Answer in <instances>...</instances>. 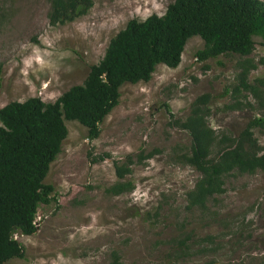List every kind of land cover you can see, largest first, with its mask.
I'll use <instances>...</instances> for the list:
<instances>
[{
	"label": "rangeland",
	"instance_id": "obj_1",
	"mask_svg": "<svg viewBox=\"0 0 264 264\" xmlns=\"http://www.w3.org/2000/svg\"><path fill=\"white\" fill-rule=\"evenodd\" d=\"M91 1L84 16L51 26L47 0H0V107L31 96L53 101L83 81L127 20L160 15L172 0ZM202 44L198 36L189 37L175 68L157 64L147 82L121 85L118 103L95 139L88 140L76 121L64 120L66 137L43 179L55 200L38 205L35 233L12 234L23 257L4 264H106L110 251L125 264H264V171L232 172L206 210L185 208V192L198 173L179 161L189 137L173 120L184 119L203 93L211 96L206 121L217 133L235 135L259 114L245 92L237 100L249 106L224 108L234 101L223 91L235 84L240 58L197 62L194 52ZM249 56L253 62L264 59L259 38ZM263 75L264 64H257L247 81ZM253 135L264 146V127ZM152 150L157 152L150 158L129 166L123 179L132 183L129 192L107 191L116 181L114 161L128 154L135 161L139 152ZM207 235L211 241L202 239ZM183 237L184 250L170 254L173 241Z\"/></svg>",
	"mask_w": 264,
	"mask_h": 264
},
{
	"label": "trees",
	"instance_id": "obj_2",
	"mask_svg": "<svg viewBox=\"0 0 264 264\" xmlns=\"http://www.w3.org/2000/svg\"><path fill=\"white\" fill-rule=\"evenodd\" d=\"M47 2L46 18L51 26L84 16L92 5L91 0ZM194 35L203 43L194 52L195 61L203 63L230 54L240 58L235 62V84L223 91L234 101L224 108L240 110L249 106L237 100L245 92L255 101L259 114L247 120L235 135L217 133L206 121L211 96L203 93L191 101L184 119L173 120L189 137L179 161L198 173L185 192V208L206 210L208 201L224 191L223 179L232 172L264 171V146L253 135V129L264 127V75L247 81L249 72L257 64H264L263 58L253 62L249 56L255 37L264 44V1L172 0L160 15L127 20L109 38L101 58L89 66L83 81L69 86L53 101L31 96L0 107V264L23 257V247L12 234L35 233L38 205L55 200L52 186L43 179L66 137L64 120L76 121L86 129L88 140L95 139L99 124L118 103L120 86L147 82L157 64L175 68L186 39ZM155 152H139L135 161L129 154L121 162L114 161L116 181L107 191L113 195L129 192L132 183L123 180L130 172L129 166ZM202 239L212 238L207 235ZM185 241V237L175 239L170 254H180ZM106 264L125 263L116 251H110Z\"/></svg>",
	"mask_w": 264,
	"mask_h": 264
}]
</instances>
